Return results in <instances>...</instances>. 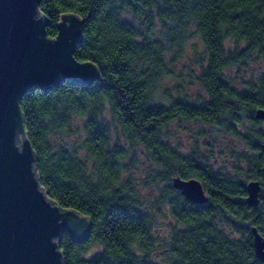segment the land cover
<instances>
[{
  "label": "trees",
  "instance_id": "trees-1",
  "mask_svg": "<svg viewBox=\"0 0 264 264\" xmlns=\"http://www.w3.org/2000/svg\"><path fill=\"white\" fill-rule=\"evenodd\" d=\"M39 9L50 22L48 38L57 37L62 15L80 17L74 56L99 71L89 84L34 86L20 101L42 188L91 219L84 241L62 235L63 263L162 264L154 259L161 244L168 264H264L251 232L264 236V120L256 117L264 109V67L255 79L228 76L254 56L264 63V0H41ZM193 27L204 54L191 99L164 84L176 56L169 52ZM174 122L237 139L233 171L215 168L198 137L182 151ZM75 133L79 143L64 140ZM136 149L151 165L145 185L160 190L149 204L123 176ZM175 176L200 181L207 201L188 200L173 186ZM250 180L262 187L256 206L246 201ZM160 216L170 224L163 238L155 231Z\"/></svg>",
  "mask_w": 264,
  "mask_h": 264
},
{
  "label": "water",
  "instance_id": "water-1",
  "mask_svg": "<svg viewBox=\"0 0 264 264\" xmlns=\"http://www.w3.org/2000/svg\"><path fill=\"white\" fill-rule=\"evenodd\" d=\"M41 0H0V264H64L60 239L64 233L84 241L91 219L61 207L48 197L36 172V155L27 136L20 101L37 86L44 90L66 80L89 84L99 78L97 66L78 61L83 21L64 14L56 38L41 13ZM264 120V109L256 110ZM173 186L190 201L207 196L197 179L173 178ZM259 181L247 183V203L260 202ZM256 254L264 261V236L252 227Z\"/></svg>",
  "mask_w": 264,
  "mask_h": 264
},
{
  "label": "rangeland",
  "instance_id": "rangeland-1",
  "mask_svg": "<svg viewBox=\"0 0 264 264\" xmlns=\"http://www.w3.org/2000/svg\"><path fill=\"white\" fill-rule=\"evenodd\" d=\"M180 43L181 48H179L177 52L175 51L176 47L172 48L169 52L170 58L173 54H176V56H174V62H171L169 58V65L172 72L165 79L164 88H168L169 91L175 95L177 91H180L182 92V95H187L189 98L193 99L199 91L194 79V74L198 71V63L204 54L203 45L194 27L186 32ZM235 44V41L232 39H228L226 42L227 48L232 50L234 49ZM263 67V61L254 56L247 59L245 64L241 65L239 69L234 67L228 70V76L232 80L236 77L245 80H249L250 78L255 79L263 70ZM238 85H242V80L241 82H238ZM170 129L175 141L180 142L182 145V151H189L193 141L198 137L199 140L197 142L201 144L200 150L206 153V157L211 161L215 168H223L227 171H233L235 165L234 153L242 148L241 143H239V141L233 136L227 135L214 127L203 124H184L174 122L170 125ZM202 134H204V137ZM79 135L80 134L75 133L70 137L66 136L64 140L73 145L81 141ZM207 144L210 145L212 153L208 150L209 148H206ZM210 153L212 157H210ZM133 158H135L136 161L130 167L129 171L123 173V176L124 178L132 179V182L135 185V188L138 189L143 202L149 204L159 195V187L155 185H145L146 180H148L151 165L142 156L140 149H136L135 154L132 152L130 153L128 162ZM127 165L129 164L127 163ZM169 227L170 224L168 219L160 216L156 222L155 231L159 234L160 238H163L168 233ZM158 247L159 249L154 253V259L162 264H168L162 254V245L160 244Z\"/></svg>",
  "mask_w": 264,
  "mask_h": 264
}]
</instances>
